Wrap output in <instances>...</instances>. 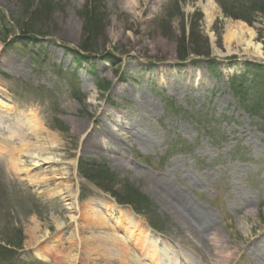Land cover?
<instances>
[{
  "label": "rangeland",
  "instance_id": "374dc122",
  "mask_svg": "<svg viewBox=\"0 0 264 264\" xmlns=\"http://www.w3.org/2000/svg\"><path fill=\"white\" fill-rule=\"evenodd\" d=\"M262 4L0 0V264H264Z\"/></svg>",
  "mask_w": 264,
  "mask_h": 264
},
{
  "label": "bare ground",
  "instance_id": "6f19581e",
  "mask_svg": "<svg viewBox=\"0 0 264 264\" xmlns=\"http://www.w3.org/2000/svg\"><path fill=\"white\" fill-rule=\"evenodd\" d=\"M168 200H169L168 202L169 208L167 209L173 211L175 215L178 216V220L181 222L182 225H184L186 229L189 230L190 234L195 236L199 240V242H201L203 245L205 246L212 245L209 246L213 253V256L211 257H214L212 258V261L215 262L217 259L224 258L222 256L223 251L219 250V246H220L219 243L221 242V239L219 235H217L216 231L213 229L211 223L207 224L206 222H204V220L199 219L197 213L192 209L191 206L188 205V203L185 201V198L181 193L170 195ZM245 207L248 206L246 205ZM112 211L116 212L114 209ZM150 234L151 233L149 232V235ZM164 245L166 247H164ZM256 249L259 252H264V244L259 245L258 247L256 246ZM169 250H170L169 244L167 243L161 244V242H157L156 246L154 247V250L150 248L149 252L153 253V255L157 254L156 256L162 254L165 260L168 259L169 262H171L167 264H182L180 259L178 261L177 258H175V256L173 255V253Z\"/></svg>",
  "mask_w": 264,
  "mask_h": 264
},
{
  "label": "trees",
  "instance_id": "16d2710c",
  "mask_svg": "<svg viewBox=\"0 0 264 264\" xmlns=\"http://www.w3.org/2000/svg\"><path fill=\"white\" fill-rule=\"evenodd\" d=\"M250 1V4H251V6L250 7H247L246 8V10H245V13H247L246 14V17H242V20L243 21H245V22H247V21H249V18L252 16V13H258V12H263L262 11V9L260 8L261 6V3H263L262 4V7H264V0H262V1H260V0H249ZM249 15V17H247ZM87 16V15H86ZM87 21V20H86ZM88 23H89V21H87V23L85 24V26H84V33L86 34H88L89 35V37H91L90 35H91V28H93V27H91V25L89 24L88 25ZM193 27V26H192ZM194 28V27H193ZM28 29H31V26H30V28H28ZM94 30V29H93ZM194 40V38H193V36H192V34L190 35V42H192ZM88 41H90V40H88L87 38L85 39V41H84V43H82V45L83 46H81L82 48L80 49V51H82V52H84V53H89V51L91 52H94V50L92 49V48H87L88 46H87V42ZM87 46V47H86ZM179 52L177 53V58H179V60L180 61H182V60H184V57L185 56H187V54H189V53H192V54H197V55H200L201 53H204V54H207L208 53V51L207 50H205V48H204V50H203V48L201 49V48H198L197 46L195 47V48H193L192 50H190V51H186L184 48H183V46H181L180 48H179V50H178ZM78 54V53H77ZM207 56V55H206ZM259 78H260V76H258ZM263 79V82H264V78H262ZM244 87H249V86H247L246 84H244V83H241ZM263 86H264V83L262 84ZM243 86H239V87H243ZM248 91V90H247ZM245 92V94H247L248 92ZM249 95V94H248ZM251 95V94H250ZM244 96V95H243ZM257 100H258V102L256 103V105H255V108H254V110L256 111V112H258V114L260 113H264V98H258L257 97ZM97 173L99 172V173H101V174H103L102 173V171L100 170V169H98L97 168ZM97 176H99V174L97 175ZM85 178H87V179H91L92 181H94V179H95V177H92V176H86L85 175ZM119 203V202H118ZM121 204V203H120Z\"/></svg>",
  "mask_w": 264,
  "mask_h": 264
}]
</instances>
